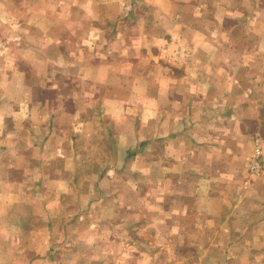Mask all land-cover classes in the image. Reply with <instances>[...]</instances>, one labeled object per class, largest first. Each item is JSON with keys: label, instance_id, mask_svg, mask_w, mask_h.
Returning <instances> with one entry per match:
<instances>
[{"label": "crops", "instance_id": "obj_1", "mask_svg": "<svg viewBox=\"0 0 264 264\" xmlns=\"http://www.w3.org/2000/svg\"><path fill=\"white\" fill-rule=\"evenodd\" d=\"M255 137L264 0H0V264H264Z\"/></svg>", "mask_w": 264, "mask_h": 264}, {"label": "built area", "instance_id": "obj_2", "mask_svg": "<svg viewBox=\"0 0 264 264\" xmlns=\"http://www.w3.org/2000/svg\"><path fill=\"white\" fill-rule=\"evenodd\" d=\"M254 152L252 156V160L250 162L249 170L253 174H258L262 170H264V163L262 161L263 147L261 143L260 137H255L254 139Z\"/></svg>", "mask_w": 264, "mask_h": 264}, {"label": "rangeland", "instance_id": "obj_3", "mask_svg": "<svg viewBox=\"0 0 264 264\" xmlns=\"http://www.w3.org/2000/svg\"><path fill=\"white\" fill-rule=\"evenodd\" d=\"M249 173H251V172H249ZM252 174V173H251ZM6 233H0V245H1V243H2V240H4L5 238H6ZM1 251V250H0ZM2 253H1V255L3 254V252L4 251H1ZM5 252H10V249L8 248V246H7V243H6V251ZM186 262V261H185ZM182 263H184V262H181V263H179V264H182Z\"/></svg>", "mask_w": 264, "mask_h": 264}]
</instances>
